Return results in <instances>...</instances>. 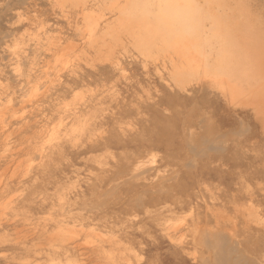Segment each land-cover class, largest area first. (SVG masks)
<instances>
[{"label":"rangeland","instance_id":"rangeland-1","mask_svg":"<svg viewBox=\"0 0 264 264\" xmlns=\"http://www.w3.org/2000/svg\"><path fill=\"white\" fill-rule=\"evenodd\" d=\"M187 2L250 82L162 0H0V264H264V0Z\"/></svg>","mask_w":264,"mask_h":264},{"label":"bare ground","instance_id":"bare-ground-1","mask_svg":"<svg viewBox=\"0 0 264 264\" xmlns=\"http://www.w3.org/2000/svg\"><path fill=\"white\" fill-rule=\"evenodd\" d=\"M146 1L147 0H139V2L142 3V5L140 4V6H141L140 10H143V11L147 10V6L144 4V3H146ZM177 1L178 0H162V3H163V9H164V11H163L164 21L168 20L167 23L169 25L173 26V33L171 34V36H174L173 34H180V35H182L183 40L185 42H187V43H183L180 46V48H178V50L180 52L185 51L186 54H188V52H189L193 55V57L195 56L196 58H203L204 59V61H202L203 66H206L209 69L208 71L210 73H212L214 75H216V74L222 75L224 78L226 77L228 82L229 81L233 82L234 83V85H233L234 89H236V88L238 89L240 87V85H243L245 83L250 82V80L253 78L254 67L252 66V64L249 63L248 57L246 55H243L244 52L242 54L240 53L238 43L236 42V40H234V34L228 32L227 30L217 29V30L209 33L208 38H204L203 36H201V37L195 36V34H199V35H201V33L203 34V32L200 30L201 24H199L198 21H203V19L205 18L204 15L202 14L201 11L191 7L189 5V3L187 2V0L184 1L185 6H182V7L177 5ZM140 6H138V7H140ZM142 13H144V12H142ZM145 14H147V13H145ZM147 17H148V15H147ZM193 21L196 22V24L194 25V30H192L188 27L189 23L193 22ZM251 36H253V35H251ZM193 40H196V41L192 42ZM175 47L177 48V46H175ZM206 48H209L210 51L213 50L215 52L214 53L215 59H214V62L212 64H209L208 61L205 60V58L203 57L204 56V50ZM186 56H185V58H189ZM258 59H259V57H258ZM190 62H192V61H188V63H190ZM195 64L196 65L191 63L188 65L190 66V68H192V66H198L197 63H195ZM180 66L182 68L183 65H180ZM203 66H202V68H203ZM185 69H186V67H184V70ZM186 71H187V69H186ZM204 72H206V71H204ZM209 72H207L208 75H209ZM222 76H220V77H222ZM214 82H215V80H214ZM244 89L242 88V90H244ZM186 147L188 148V145ZM137 159L138 158L135 157V159L132 160V163H135ZM137 166H141V165L137 164ZM142 167H143V165H142ZM134 169H136V167H133L132 171H135ZM132 174H134V173L132 172Z\"/></svg>","mask_w":264,"mask_h":264}]
</instances>
